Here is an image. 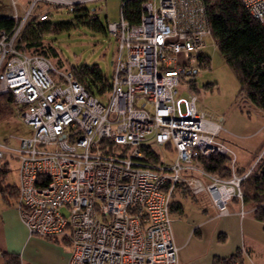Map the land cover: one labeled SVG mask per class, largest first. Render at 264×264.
Instances as JSON below:
<instances>
[{
	"label": "built area",
	"instance_id": "2783aa9c",
	"mask_svg": "<svg viewBox=\"0 0 264 264\" xmlns=\"http://www.w3.org/2000/svg\"><path fill=\"white\" fill-rule=\"evenodd\" d=\"M92 1L98 0H29L21 16L10 0L15 26L0 33V95L12 97L32 134L17 148L0 142V159L9 153L17 160L15 204L29 234L67 239L68 264H179L174 190L206 194L226 215L230 200L241 203L240 184L250 171L237 173L236 155L219 136L223 118L199 110L191 91L210 36L205 9L200 0H144L138 23L130 24L122 4L119 20L107 23L117 47L109 90L99 98L48 57L16 47L38 6L71 11ZM240 2L264 25V0ZM153 144L172 151L174 160L149 162L141 147ZM213 155L230 158L229 176L198 164Z\"/></svg>",
	"mask_w": 264,
	"mask_h": 264
},
{
	"label": "trees",
	"instance_id": "16d2710c",
	"mask_svg": "<svg viewBox=\"0 0 264 264\" xmlns=\"http://www.w3.org/2000/svg\"><path fill=\"white\" fill-rule=\"evenodd\" d=\"M144 0H127L122 3L123 16L130 24L139 21L141 3ZM205 9L206 22L210 29V37L215 47L222 55L225 63L234 73L238 81V95L243 97V103L252 105L264 114V25L254 19L244 8L240 0H200ZM39 7V6H38ZM77 12V6L71 10ZM52 16V15H51ZM82 21V20H79ZM87 26L105 31L97 20L84 21ZM15 20L11 16H0V33H10L14 29ZM67 22H52L50 15L39 21L30 18L21 29L16 47L23 52L48 57L59 58L60 54L53 44L56 34L72 28ZM48 41L49 43H47ZM203 67L209 64V58H201ZM57 63V62H56ZM69 71L77 82L96 97L104 98L110 87V81L105 78L97 65L70 67ZM194 88V82L192 83ZM12 97L0 95V120L13 109ZM146 159L152 163L161 162L160 155L151 147H141ZM198 164L203 170L221 177L231 173L230 158L213 155L209 158H199ZM4 166V168H2ZM0 167V196L6 203L16 202L17 186L7 183L8 163ZM238 174H243L236 168ZM7 190L11 196L3 193ZM242 192L241 203L252 208L256 220L264 223V158L261 157L250 169L240 184ZM238 254L220 260L214 264H235ZM5 264H20L17 255H7Z\"/></svg>",
	"mask_w": 264,
	"mask_h": 264
},
{
	"label": "rangeland",
	"instance_id": "374dc122",
	"mask_svg": "<svg viewBox=\"0 0 264 264\" xmlns=\"http://www.w3.org/2000/svg\"><path fill=\"white\" fill-rule=\"evenodd\" d=\"M16 1L18 13L22 16L29 4V0ZM12 10L10 0H0V16H10ZM77 10V12H73L67 7L40 5L33 11L31 18H36L38 13L46 11L50 15L52 22H67L73 25L72 28L56 34L53 39V44L60 54L59 58L51 60L56 68L62 72H69L71 70L70 67L73 66L97 65L105 78L110 80L117 42L115 37L108 34L107 23L119 20L121 0L92 1L78 5ZM83 20H97L105 31H98L87 26L83 23ZM46 42L49 43L48 41ZM202 52L209 58V64L206 67L199 68L193 77L194 88L191 91L199 97L196 106L213 119L222 117L225 130L230 134L231 130L233 137H239L235 141L243 148L250 150L251 147L255 146L259 138L253 134L260 122H264V119L262 118L261 120L254 114L253 110L245 106L243 98L239 99L237 78L225 63L210 36L206 37ZM186 80L189 81V79ZM187 96L188 91L183 83L177 95L178 100L182 101L179 105L181 113L185 111L183 101L186 100ZM238 100H240V104ZM21 114V110L14 105L11 113H7L0 120V142L11 148H17L20 139L29 137L32 134L31 128L23 122ZM226 131L223 130L219 136L225 139V135L228 136ZM152 148L160 155L163 162L169 164L174 160L172 151L163 149L155 144L152 145ZM4 163H8L9 167L6 181L13 184L16 182L17 160L15 157L10 156L9 153H5L0 159V167ZM3 193L12 199L15 198L7 193L6 187L3 189ZM202 198L205 199L206 203L210 204L208 195L202 194ZM186 202L190 203L191 200H186Z\"/></svg>",
	"mask_w": 264,
	"mask_h": 264
},
{
	"label": "crops",
	"instance_id": "0c3cea01",
	"mask_svg": "<svg viewBox=\"0 0 264 264\" xmlns=\"http://www.w3.org/2000/svg\"><path fill=\"white\" fill-rule=\"evenodd\" d=\"M245 106L264 119L259 109L247 103ZM230 132L225 139L220 138L234 151L236 168L246 172L259 157L264 158V122L256 128L253 135L259 138L250 150L240 146L235 141L239 137H233ZM15 174L14 184H17V172ZM209 202L206 203L202 195H190L182 186L174 190L170 212L178 263L214 264L215 259L238 254L235 262L264 264V223L255 219L252 208L232 199L227 204V214L218 215L210 198ZM242 248L247 255L241 253ZM70 254L71 246L65 238L29 234L15 202L6 203L0 196V264H5L7 255H17L20 264H68Z\"/></svg>",
	"mask_w": 264,
	"mask_h": 264
}]
</instances>
